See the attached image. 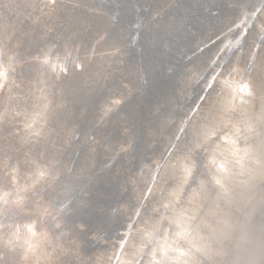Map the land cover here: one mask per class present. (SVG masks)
<instances>
[{
	"label": "bare ground",
	"instance_id": "obj_1",
	"mask_svg": "<svg viewBox=\"0 0 264 264\" xmlns=\"http://www.w3.org/2000/svg\"><path fill=\"white\" fill-rule=\"evenodd\" d=\"M23 1L0 0V70L6 72L0 78V144L4 145L0 147V264H51L64 254L70 257L64 264H109L115 244L105 241L119 235L115 232L120 229L117 223H122L127 209L132 220L125 218L121 225L126 230L122 235L125 244L119 242L123 247L111 257L112 264H158L161 257L157 254L154 258L152 252L165 243V236L171 248L187 251L190 247L194 254L180 256L179 251H169L164 264H264V15H257L264 0H227L222 6L211 2L210 7V0H118L121 8L106 14L102 22L96 19L99 16L67 9L63 2L71 0H62L50 4V12L41 18V22L48 20L46 35L53 36L46 40L38 38L40 30L36 27L24 28L17 23ZM33 1L25 0L31 12ZM134 7H139L135 16L129 13ZM97 13L104 14L100 10ZM237 22L241 29L230 34ZM101 31L108 40L100 34L94 41L93 35ZM17 32L31 34L23 37L29 46L39 45L32 56L17 47L22 41L16 40ZM216 33L220 35L215 43L198 48ZM160 45V54L165 58L168 52L170 59L161 58L158 66L162 70L156 73L157 62L147 66L142 57L147 50L151 53L148 47ZM157 55L152 54V60ZM188 55L191 58L185 57ZM45 58L49 63H44ZM214 59L207 79L210 90L185 128V112ZM56 64L69 70L54 71L52 65ZM216 73L217 79L210 82ZM121 81L134 85V91L122 88L123 94L118 87ZM244 82L254 94L241 100L236 89ZM155 87L159 90L152 95ZM65 91L77 97L79 107L88 109V127L70 120L74 110L64 100ZM121 107L129 124L121 145L131 150L133 160L122 165L115 155L120 141L114 143V136L108 138L106 148H101L108 161L95 169L100 170L94 183L85 185L86 195L79 197V201L90 204L74 206V213L85 222L99 223L90 221L89 226L106 224L113 232L97 243L83 245L81 236H69L78 233L62 220L66 231L71 232L55 238L47 228L45 212L50 200L45 199H65L72 192L69 182L73 168L68 163L74 166L78 158V163L82 161L85 166L87 161L88 168H94L90 161L100 149L95 142L99 131L106 125L119 130L116 123ZM207 129L216 134L192 153L195 170L185 182L184 157ZM176 130L180 136L174 152L150 185L151 191L136 205L144 180L141 169L146 168V173L157 165ZM90 131H98L96 138L92 137L95 141H91ZM56 143H62L61 151ZM112 149L115 158L110 155ZM61 153H74V157L65 160ZM6 155H15L16 165L5 160ZM213 159L223 163L227 173H220ZM19 162L26 167L22 170L20 166V171L28 173L27 178L13 177L14 183L7 184L4 165L6 170L18 171ZM41 169L46 176L38 175ZM79 172L91 173L81 167ZM216 178L222 179L223 188L215 183ZM77 180L76 186L83 179ZM94 188L110 198L99 205L92 202ZM35 190L50 195L27 202ZM59 190L61 194L55 196ZM115 201L119 208L107 211L106 204ZM177 222L188 229L184 237L176 236L182 230ZM199 247H208L213 258L208 260L196 252Z\"/></svg>",
	"mask_w": 264,
	"mask_h": 264
},
{
	"label": "water",
	"instance_id": "obj_2",
	"mask_svg": "<svg viewBox=\"0 0 264 264\" xmlns=\"http://www.w3.org/2000/svg\"><path fill=\"white\" fill-rule=\"evenodd\" d=\"M47 1L48 0H34L33 1V10L31 12V5L30 4L25 5V0H24L22 2L24 4V6L21 5L20 11L18 10L19 11V15H17V17H18L17 23L21 24L24 28L29 26L30 28L31 27H36L37 30H40V36L38 38L41 39V40H43V39L46 40L47 38H52L53 37L52 35L48 36L45 33V30L46 31L49 30V26H47L48 20L41 22V18L45 17L47 15V12H50L49 11V7H51V5H50V3L47 4ZM55 2H58V4H59V3L62 2V0H55ZM211 2H215V3L219 4L220 6H222V5L227 3V0H226V2L224 0H210L209 3L207 4V7L211 6ZM63 5H65V7H67V9H70L73 12H83V13H85V15L86 14H90L92 17L99 16V18H96V19H99L100 22L104 21V18H102V17H105L106 14H109V16H110L111 14L115 13V10H117L116 9L117 7L121 8V5L118 2V0H102V2H95L93 0H73V1L71 0L70 3L63 2ZM126 6H127V4H126ZM140 7L142 8V6H140ZM97 10H100L104 14L101 15V14L97 13ZM138 10H139V7H134L132 9H130L129 13L132 14L133 16H135V13ZM210 10H212V11H210L211 13L216 12L214 9H210ZM18 11H16V12H18ZM23 12L25 13V15L27 17L24 16ZM261 12H263V13H261ZM93 13H95V14H93ZM170 13H171V11H170ZM12 14L14 16V13H12ZM262 14L264 15V3L262 4V7L257 11L258 17H260ZM263 20H264V17H263ZM262 23L264 24V22H262ZM33 25H35V26H33ZM240 27H241V23L240 22L235 23L234 26H231V33L230 34L235 33L237 30L241 29ZM87 28H88V26L86 27V29ZM26 34L28 36L31 35L30 33H26ZM26 34L24 36H26ZM100 34H105L106 38H104V39H105V41L108 40V38H109L108 35L105 32L101 31V32L97 33L96 35H93L94 36V41L98 40L97 38H98V35H100ZM83 35L86 36L85 34H83ZM83 35H82V37H83ZM219 35L220 34L216 33L214 36L207 38L206 40H204V43H201L199 45L198 48H201V50H202L203 48H205V47H207L209 45H212L213 43H215L218 40ZM24 36L20 32H17L15 34L16 40H19V41L22 40L21 43L19 45H17V47L20 49V51H22L26 56L29 57V55L32 56V54L36 51V48L39 45L38 44L35 45L34 48L31 45L29 46V43H25V40H23ZM56 36H57V34H56ZM53 40H55V39H53ZM148 49H149V52H151L152 54H159V55H157V57H155V59L152 60V57H151L152 54L151 53L148 54V50H147V52L144 53V57H142L143 58V62H144L145 65L148 66V65H151V64H148V63H156V62H157V66L161 65L162 64L161 58L169 61L170 57H169V53L168 52L166 53L165 58L160 54V53L163 52L162 51L163 50L162 45L156 47L155 49L154 48H150V47H148ZM185 57H188V59L191 58L189 55L185 56ZM215 62H216V59H214V61L211 62V66L209 67V69L207 70V72L205 74L206 79H205L204 83L203 84L201 83V84H199L197 86L198 87L197 96L193 100V102H192L191 106L189 107L188 111L185 112V118H186L185 119V128H186V125H187L189 119L193 116V114H195L197 112L199 107L203 105L202 102L204 101V99L207 96L208 91L210 90V85L207 84L208 83L207 79L209 78L210 74H212ZM141 63H142V61H141ZM130 64L127 63V67H130ZM120 65H122V67H123V72L126 71L125 70V64L120 62ZM159 68L162 70V68L159 67V66L156 67L153 70H155L156 73H157L158 72L157 70ZM74 69H77V68L75 67ZM68 70H69V67H68ZM77 70H76V72H77ZM0 71H2V69ZM3 72H5V71H3ZM229 74L233 75L232 71H229ZM146 75L147 76H151L152 78H155V76H153L151 73H148ZM214 77H215V79H213V77H212L210 82L213 83L217 79V73L214 75ZM0 78H3V77H0ZM231 78L232 77H230L229 80H230V82H233L234 79H231ZM109 87H111V85H109ZM118 87H121L120 89L124 88L127 92H128V90L130 92L134 91V85H129V84L125 83L124 81H121V83H120V85H118ZM156 88L157 87L154 88V94H152V95H156V93L158 92L159 89H156ZM136 89H137V87H136ZM122 91L124 92L123 94H125V91L123 89H122ZM135 92H136V90H135ZM64 94H65L64 100L67 101L71 105V109L74 110L73 113L70 115V118H71L70 120L77 121V122H79V124H83L84 126L88 127L89 123L91 122V119L88 118V113H87L88 109L86 110L83 107H79L77 105L78 104V99L72 93H67L65 91ZM201 97H203V99H201ZM148 98L150 99V96H148ZM148 102L151 103L150 100ZM140 108L143 111H147V110L144 109V107H140ZM119 112H120L119 119H118V122L116 123L118 128H119V130L116 128L117 131L115 132L114 131L115 127H113V125L112 126L110 125L109 127H107V125L104 126V127H101L102 129H100V131H99L100 137H99V139L97 141L93 140L92 137L95 139L96 136H97V132L98 131H94L93 133L90 131V133H89L91 141L93 140V141L96 142L97 149L100 148L97 151L96 156L94 155V159L90 161L91 163L94 164L93 165L94 168H88L87 161L85 162V164H86L85 166L82 165V161H80L78 163L77 162L78 158H76V160L74 162V166L72 165V163H68L73 168L71 170V172L73 173V177L70 178V182H69V184L72 186V189L70 190L72 192L68 193V195H67V197L65 199L53 200L55 197H52V199H45V198H48V195H50V194L41 195L39 190H35L36 193L32 197L27 199V202L28 201L31 202L33 200L39 201L40 198H43V199H45L47 201L50 200V205L47 206V208H46L45 218L47 219V228L48 227L50 228V233H51V235L53 233L55 238H56V235H59V234H63L64 235V234H67L68 232L76 231L78 233V235L69 234V236H71V237L72 236H76L77 239L79 238V236H81L84 239V241H85V243H83V245H86V243H92V242L93 243H97L98 241L104 239L108 235V233L111 231L110 230L111 227H106V224H102V225H100V227H91V226H89L87 223L90 222L91 220L88 221V222H85V220L82 217L76 215L74 213V211H75L74 206L78 204V205H81L82 207H84V204L86 203V201H79V197H82V195L83 196L86 195V192H84V186L87 185V184L94 183L93 181H94V178L96 177L95 175L98 173L97 170H100V169H97L95 171V169L100 164H101V167H102L106 163V161H108V158L104 157L106 155H103L104 153L101 151V148L102 149L106 148L105 144L107 143L106 141H107L108 138H110L111 136H114L115 140H116L114 143L120 141L119 144L117 145V147L121 146V148L117 149L118 152L115 153V155L118 154L116 157H117V159L120 161V163L122 165L127 166L133 160V158L132 159L130 158L131 150L129 149L127 151V147H124V146L121 145L122 138L124 136L125 137L127 136L125 134V132L126 131L128 132V125L129 124H128V121H127V118H126L127 113L124 111L123 107H121L119 109ZM151 113H154V112H151ZM58 130H59V127H58ZM93 130H95V129H93ZM97 130H99V129H97ZM183 131H184V129H183ZM119 133L121 134L120 138H119ZM218 133H220V132H218ZM115 134H117V135H115ZM179 134L180 133L178 132V130H176L174 135H173V138L171 139L172 140L171 143L167 147H165V149L163 150V153H162L159 161H157V165H155V167L153 169H151L150 171L147 170L146 173H143L146 168H142L141 169V172H140L142 174L141 178H143V176H144V180L142 182L143 186H142V188L140 190V194L138 196L136 205L138 203H140L141 200L144 199L145 195L148 193L150 185L158 179V175L160 174L161 169L163 168L162 167L163 164L165 163L167 158L170 157V155L174 152V150L176 148V147H173V145L176 144V142H177V140H178V138L180 136ZM97 143H99V144H97ZM2 145L3 144H0V147ZM61 145H62V143H56L55 147L58 149V151L62 150L61 147H60ZM79 146H81V145H79ZM69 150H70V146H69ZM91 151H93V149H91ZM73 154L68 155V154L61 153V157L63 156L65 158V160H68V159L74 157ZM110 155H112V157H114L113 149H112ZM14 156L15 155H10V156L6 155L4 158L8 162H11L14 165H16ZM18 159H20V157H18ZM5 160H2V163H4ZM101 160H103V161L101 162ZM21 163L22 162H19V164H18V166H19L18 171L17 170L16 171L12 170L10 168L8 170H6L7 166L4 165V170H3V174L5 175L4 179L6 180V182H8V180H9V182L7 184H10L11 182H12V184L14 183L13 182V177H17L18 180L27 178L28 173L24 172L23 174H21L20 166H21L22 170H24L26 168ZM76 163H77V165H79L78 167H75ZM80 167L81 168H87L91 173H88V175H84V173H80L79 172ZM134 169H138V166H136ZM77 178H82L83 180H81L79 182V184L76 186L75 184L78 181ZM62 184H64V183H62ZM99 190H100L99 188H94V189L91 190L92 193H93L91 195V198H92L91 201L92 202L95 201L96 204H98V205H99V202H101L102 200H108L110 198L109 194H107V195L104 194L105 193L104 191H103V193H100ZM59 194H61V190L56 192L55 196H59ZM39 195H41V196H39ZM13 196H14V194H13ZM112 196H113V194H112ZM24 202H26V201H24ZM89 204H90V202L87 201V203L85 204V207L87 205H89ZM106 206L108 208L107 211H110L112 213L114 208L117 209V207L119 205L117 204V201H115L114 203L106 204ZM91 207H94V206H91ZM71 209H73V210H71ZM98 211H99V209H96V212H98ZM129 211H128V209L125 211L127 213H126L125 217L122 219V223H123L125 218H126V220H128V219L130 221L132 220L131 216L127 217ZM135 212H137V209H136ZM97 218H99V217H97ZM85 219L87 220L86 217H85ZM62 220H65L67 222V228H71V231H66L67 228L65 229L64 224L61 223ZM91 223L99 224L97 221H91ZM122 223L121 224L117 223V228H120V229H118L115 232H118L119 235H117L115 233L116 234L115 238H110V239H107L108 241H105V243L109 244V245L115 244L113 246V248L111 249L112 250L111 257L113 255L115 256V254H114L115 251H117L118 249H121L123 247V246H118L119 242L122 243V245L125 244V238L122 235L125 234L126 230L124 228H121ZM38 224H41V223H38ZM42 224H44V222H42ZM30 227H33V226H29V228ZM89 228H93V229L89 233H86V231ZM18 230L19 229L17 228L16 229L17 233L19 232ZM111 232H113V231H111ZM162 234L160 235V237L163 236ZM116 238H117V240H116ZM180 240H181L180 242L182 243L183 242L182 238ZM47 248H49V246H47ZM187 248L188 249H192L190 247H187ZM111 257L109 258V261H111L109 264H112V262L114 261L113 259H111ZM144 257H146V254H143L141 256L142 259H144ZM69 258L70 257H67V254H64L63 256H59L58 259L56 261L52 262L51 264H64L67 260H69ZM198 264H202V263L198 262Z\"/></svg>",
	"mask_w": 264,
	"mask_h": 264
},
{
	"label": "snow or ice",
	"instance_id": "obj_3",
	"mask_svg": "<svg viewBox=\"0 0 264 264\" xmlns=\"http://www.w3.org/2000/svg\"><path fill=\"white\" fill-rule=\"evenodd\" d=\"M49 3L51 5H55V0H49ZM137 27H140L139 25H137ZM135 39V38H134ZM44 63H49V60L47 58H45ZM53 70H57L59 69L60 71H65L66 69L64 68L63 65H52ZM6 73L3 71H0V77H5ZM213 79H215V77H213ZM253 93V89L250 86L249 83H241L237 89H236V95H239L241 100L244 99L245 96H252ZM201 99H203V97H201ZM183 131V129H181ZM251 130V129H249ZM237 133L240 132V129H236ZM216 134V132L212 129H207L204 132L200 133V138L198 139V142L195 143L193 145L192 148H190L188 150V155H186L184 157V163L182 166V170L184 172V180L185 182H187V179L189 177H191L193 175V172L195 170V162L192 160V153L195 152L196 149L198 148H202L204 146V143L209 140L212 136H214ZM234 143V141H233ZM173 147H175V145H173ZM212 164L217 166V169L220 173H227L228 169L225 167V165L223 163H219L217 164L216 160L213 159L212 160ZM39 176L43 177L47 175V172L44 169H41L38 173ZM262 176V180H264V174H261ZM215 183L217 185H219L221 188L224 187L223 183H222V179L221 178H216L215 179ZM149 191H151V189H149ZM165 208H167V205H164ZM137 215H139V212H137ZM178 227H181V231L176 233L177 237H184L187 232L188 229L186 227H183L182 225L179 224V222H177ZM262 231H264V228H262ZM149 236L151 235V233L148 234ZM195 247V246H194ZM169 251H179L180 256H189V255H193L194 253L192 252V249H188L187 251H181L180 249H173L171 248V245L168 244L167 242V237L165 236V243L163 245H160L158 248L153 249L152 255L155 258L157 256V254L160 255L161 260L158 262V264H164V261L168 258L169 256ZM196 252L204 255L205 257H207L208 260H211L213 258V253L212 251L208 248V247H199L196 248ZM0 259H2V257H0Z\"/></svg>",
	"mask_w": 264,
	"mask_h": 264
}]
</instances>
